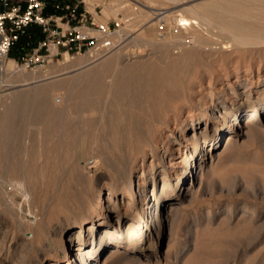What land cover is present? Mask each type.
I'll list each match as a JSON object with an SVG mask.
<instances>
[{"label":"rangeland","instance_id":"374dc122","mask_svg":"<svg viewBox=\"0 0 264 264\" xmlns=\"http://www.w3.org/2000/svg\"><path fill=\"white\" fill-rule=\"evenodd\" d=\"M83 1L99 20L123 22L126 16L121 10L117 17H107L100 0ZM206 1L211 0H182L179 6L166 5V10L169 8L168 13H172ZM126 3L129 9L135 10L140 5L149 13L164 11L161 9L164 6L151 0ZM158 17L161 16L150 15L142 29L156 22ZM128 25L125 29L123 24L122 39L115 50L96 60L99 63L92 67L76 69L77 65L61 63L62 58L58 56L30 68L19 63L14 72L0 75L2 264H46L50 257L38 252L40 246L48 250L50 256L57 255L58 264H72V255L61 251L60 241L73 236L78 220L96 214L98 200L106 198L109 188L115 190L112 200L133 204L127 215L140 208L136 192L140 160L129 172L132 144L138 129H147L155 116L164 114V102L187 98L189 93L193 104L188 110L198 115L200 97L206 96L209 90H213L219 101L226 100L230 104L241 97L249 79L255 82L258 76L262 78L263 73L256 63L246 80H243L244 71L238 77L234 73L225 75L223 71H212V59L224 60L231 69L242 60H236L233 47L222 49L221 45L228 42L224 36L218 37L210 49L199 51L179 41L164 44L133 38L139 30L131 34ZM166 30L165 27L159 31ZM12 53L16 54V50ZM73 57H80L85 63L93 61L85 55ZM14 58V55L8 56V59ZM198 63L201 68H208L206 74H217L219 80L208 85L204 79V85L191 79ZM213 68L220 69L219 65ZM31 76L36 78L31 83L25 81V77ZM250 86L249 101L241 105L239 126L244 124L246 106L262 91L260 85ZM35 88H40L35 103L23 106L13 102V94ZM181 114L185 118L186 110ZM243 131V135L234 137L233 143L224 150L220 146L226 142L228 133H219L214 155L210 158L207 154L204 159L208 173L192 191L185 189L190 185V176L198 178V162L192 173L179 183L183 198L176 202L181 210L163 223L159 236L158 229H154L140 244L146 248L152 246L150 242H156V247H151V251L128 250L110 264H264V112L258 122ZM170 132L171 128L167 130ZM189 133L190 127L183 136ZM219 156L225 159L219 161ZM180 159L177 157L172 162ZM89 160L97 162L94 169L87 168ZM150 160L148 155L144 167ZM162 170L161 167L150 178L144 168L145 193L152 187V180L157 187L160 185ZM169 171L172 184L176 175L172 174V168ZM122 188L133 190L135 195L129 197H135L134 200L123 196ZM171 202L175 201L162 204L159 214H164L166 205ZM101 213L103 217L113 215L104 209ZM143 217L148 218L146 214ZM180 220L182 227L171 235L169 226ZM126 221L128 217L123 219L121 229ZM65 245L67 250L71 248L70 241ZM110 246L112 243L101 249L91 264L102 263ZM69 252L72 251L69 249Z\"/></svg>","mask_w":264,"mask_h":264},{"label":"bare ground","instance_id":"6f19581e","mask_svg":"<svg viewBox=\"0 0 264 264\" xmlns=\"http://www.w3.org/2000/svg\"><path fill=\"white\" fill-rule=\"evenodd\" d=\"M127 1L129 0H107L105 3L100 0L99 2H101L103 13L107 17H117V13L123 10V14H126L123 17V22L126 25L125 29L130 24L128 30L131 31V34L139 30L133 38H145L151 42L160 41V43L164 44L179 41L188 48L203 51L210 49L211 44H216L218 37L224 36L228 39V42L221 45L222 49L233 47L234 50L232 53L236 55V60L238 58L242 60L233 64L231 69L224 60L212 59V66L219 65L220 67L217 70L213 66L211 67L212 71L215 73L223 71L225 75L234 73L235 77H238L241 71H244L245 75L243 80H246V75L251 74L253 65L256 63L258 70L263 75L262 78L258 76L255 82L249 79L243 86L244 89L241 92V97L235 98L236 100H232L230 104L226 100L219 101V98H215L213 90H209L206 96L200 97L199 102L201 105L198 115L192 113L194 110L192 112L188 110L189 106L193 104V97L189 93L187 94V98H175L172 103L164 102V114L161 117L155 116L154 122L150 126H146L148 127L147 129H138L137 138L132 144L129 172L131 173L134 170L140 160V175L136 182L138 189L136 192L140 200V208L132 211V215H127V211L133 207V204L125 200L118 202L112 200L111 195L115 194V190L109 188L106 193V198H103L102 201L100 199L98 200L99 210L96 214L90 218L78 220L76 223V232L73 236H70L68 239H61L60 241L61 251L65 254L72 255V264H91V261L97 258L99 251L105 249L110 243H112V246L108 248L102 263L98 262V264H110L113 259L118 258L121 254H125L128 250L131 252L140 248L144 251H151V247L153 248L154 245L156 247V242L154 244L150 242L152 246L146 248L140 245L141 242L148 235H151L154 229H158L159 236L163 223L168 222L172 216L177 215L181 210V207L176 202L178 199L183 198V195L179 192V183L192 173L197 162L200 170L198 178L195 180L193 176H190V185L187 186L185 191H192L195 185L200 183L207 175L209 169L205 166L204 159L207 154H210V158L214 155L219 133H228L225 138L226 142L220 146L224 150L233 143L234 137L243 135V129H249L255 122H258L261 113L264 112V0H211L194 4L172 13H168L167 10L169 8L166 10V5H173L174 7L182 0H151L164 6L161 8L164 11L158 13L146 12L140 5L136 6L135 10L133 8L129 9L127 8ZM150 15H159L161 17H158L156 22H152L142 29V26L146 24L145 21ZM165 27L168 30L164 32L159 31ZM212 30H216L217 33H213ZM96 60L85 63V60L80 57L76 58L64 54L61 63L71 66L77 65L76 69H81L96 65L99 63ZM17 68L14 60L0 59V75L3 72L7 74L12 73ZM207 69L204 67L201 68V64L198 63L193 68L191 79H197L200 84L204 85V79L208 85H212L214 80H219L217 74H206ZM5 73L4 75H7ZM35 78L34 76L25 77V81L28 82L30 80L31 83V80ZM253 83L256 86H262V91L254 101H251L246 106L248 110L245 112L244 124L239 126L237 120L241 113H243L241 105L243 102L249 101L250 85ZM39 90L40 88H35L17 92L13 94L12 100L16 102V105L29 106L35 103L36 94ZM16 105L14 104V106ZM183 109L187 112L185 118L181 117ZM189 127V135L183 136L185 129ZM170 128L171 132L167 133V130ZM160 152H162L161 155H159ZM148 155H150L151 160L144 167V160ZM223 156L217 157L219 161L225 159ZM177 157L181 158L180 161L172 162ZM161 167L163 170L160 185L157 187L155 181L152 180V187L148 193H145V190H143L144 168H147L148 175L150 178H153ZM171 168L173 169L172 174L176 175L175 182L172 184L169 179L171 176V171L169 170ZM121 193L123 196L128 195V199L134 200L135 198L132 196L129 197V195H135V192L128 190V188H122ZM120 199H123V197ZM168 201L175 202L166 205L164 214H159L160 206ZM102 209L113 215L111 217H103L101 213ZM153 209L155 212L151 211ZM145 214L148 216L146 220L143 217ZM125 217H128V221L124 223L125 226L121 229ZM182 225L183 222L180 220L169 226L171 235L179 231ZM121 237L125 238L122 239ZM67 241H70L71 246L68 250L65 245ZM69 249L72 252H69ZM47 251L43 246H40L38 250L44 256L49 255L50 260L46 264H58L57 255L50 256L51 254ZM0 264L2 263L0 262Z\"/></svg>","mask_w":264,"mask_h":264},{"label":"built area","instance_id":"2783aa9c","mask_svg":"<svg viewBox=\"0 0 264 264\" xmlns=\"http://www.w3.org/2000/svg\"><path fill=\"white\" fill-rule=\"evenodd\" d=\"M45 5V0H0V59H8L21 37L30 41L26 29L32 25L38 26L45 36L20 47L21 55L13 60L25 68L42 65L50 58H62L64 54L71 57L85 55L98 60L120 44L122 21H102L87 12L76 13L70 6H66L68 13L65 16L52 19L45 17ZM96 163L89 160L86 166L91 170Z\"/></svg>","mask_w":264,"mask_h":264},{"label":"crops","instance_id":"0c3cea01","mask_svg":"<svg viewBox=\"0 0 264 264\" xmlns=\"http://www.w3.org/2000/svg\"><path fill=\"white\" fill-rule=\"evenodd\" d=\"M45 1H46V5H45V9H44L43 13H44L45 17H51L52 19L56 18V17L65 16L68 13L67 10L65 9L66 6H70L71 8H75L76 13L87 12L89 14H92L88 10V8H87V6L83 0H45ZM61 24H63V23H61ZM26 33H28V34H30V33H33V34L41 33V35L43 37L45 36V34H43L41 32L40 28L38 26H34V25L29 26L26 29ZM20 47H22V45L19 47L16 46V48H13L11 50V51H13L14 49H16V55H17L16 57H19L21 55L19 53Z\"/></svg>","mask_w":264,"mask_h":264},{"label":"trees","instance_id":"16d2710c","mask_svg":"<svg viewBox=\"0 0 264 264\" xmlns=\"http://www.w3.org/2000/svg\"><path fill=\"white\" fill-rule=\"evenodd\" d=\"M30 37H31V38H30V41H28V40L26 39V37H21L15 46L19 47V46H21V45H24V44L27 43V42H31V43H33L34 41L41 39L43 36L41 35V33H37V34L30 33ZM13 48H14V47H13ZM15 50H16V49H15ZM10 54H11V55H14V57L17 58V57H16V54L12 53V51H10L9 55H10Z\"/></svg>","mask_w":264,"mask_h":264}]
</instances>
